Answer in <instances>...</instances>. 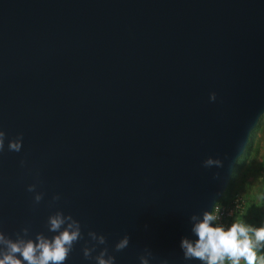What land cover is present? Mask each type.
Listing matches in <instances>:
<instances>
[{
  "label": "water",
  "instance_id": "water-1",
  "mask_svg": "<svg viewBox=\"0 0 264 264\" xmlns=\"http://www.w3.org/2000/svg\"><path fill=\"white\" fill-rule=\"evenodd\" d=\"M264 115V0H0V264H210Z\"/></svg>",
  "mask_w": 264,
  "mask_h": 264
},
{
  "label": "rangeland",
  "instance_id": "rangeland-1",
  "mask_svg": "<svg viewBox=\"0 0 264 264\" xmlns=\"http://www.w3.org/2000/svg\"><path fill=\"white\" fill-rule=\"evenodd\" d=\"M257 125L251 148L238 160L222 196L225 200L239 194L245 199L242 217L234 220L236 236L209 242L210 264H264V251L256 242L264 239V115Z\"/></svg>",
  "mask_w": 264,
  "mask_h": 264
},
{
  "label": "built area",
  "instance_id": "built-area-1",
  "mask_svg": "<svg viewBox=\"0 0 264 264\" xmlns=\"http://www.w3.org/2000/svg\"><path fill=\"white\" fill-rule=\"evenodd\" d=\"M245 199L239 194H233L225 200L221 198L213 207L210 221L213 232L210 241L219 242L231 239L236 233L234 220L243 213Z\"/></svg>",
  "mask_w": 264,
  "mask_h": 264
},
{
  "label": "trees",
  "instance_id": "trees-1",
  "mask_svg": "<svg viewBox=\"0 0 264 264\" xmlns=\"http://www.w3.org/2000/svg\"><path fill=\"white\" fill-rule=\"evenodd\" d=\"M258 129V125H257V127L252 131V133H251V136H250V143L248 144V146L250 145V144H252V140H253V138H254V136H255V132H256V130ZM247 146V147H248ZM251 148V145L247 148L248 150ZM236 166V165H235ZM240 217H242V214L240 215V216H238L237 218L239 219ZM236 218V219H237ZM236 226V225H235ZM236 233H237V226H236ZM236 233H235V235L232 237V238H234L235 236H236ZM257 243H260V245H261V247H262V249H263V251H264V239H259V240H257L256 241ZM213 259V258H212Z\"/></svg>",
  "mask_w": 264,
  "mask_h": 264
}]
</instances>
